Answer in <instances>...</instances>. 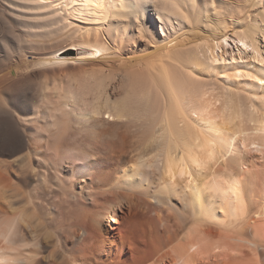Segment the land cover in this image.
<instances>
[{"label":"bare ground","instance_id":"obj_1","mask_svg":"<svg viewBox=\"0 0 264 264\" xmlns=\"http://www.w3.org/2000/svg\"><path fill=\"white\" fill-rule=\"evenodd\" d=\"M236 11L0 0V264H264L260 28L169 46Z\"/></svg>","mask_w":264,"mask_h":264},{"label":"rangeland","instance_id":"obj_2","mask_svg":"<svg viewBox=\"0 0 264 264\" xmlns=\"http://www.w3.org/2000/svg\"><path fill=\"white\" fill-rule=\"evenodd\" d=\"M227 2L229 3H234V5H236L237 7V11H236V15H232V19H234L235 21L238 20V22H235L233 24V22H228V30H220V31H211V30H207V29H203L201 27H191V29H185L183 31H181V33L178 34V36H173V38L169 39V41L171 40L172 43L169 45V46H180V45H184V44H187V43H190V42H193L194 40L198 39L199 37H203L205 39H211L212 38H216V42H220V45H221V49H217V52L218 53H223L224 51V55L227 59H231V57H235L237 58V54H239V50L241 48V44L240 42L238 41V34L241 29H242V22H246V20L248 21V23L250 24H254V25H258L259 28H260V32L257 34V46L259 47V50H260V53L262 55V58L264 59V19L262 18V14H264V0L261 2V4L259 5V8L260 10L258 9H255L252 7H254V5L256 3H258V1L256 0H226ZM244 1V2H242ZM252 1V2H251ZM254 1V2H253ZM250 2V4L248 3ZM256 2V3H255ZM244 3V4H243ZM252 3V4H251ZM255 3V4H254ZM240 4V5H239ZM248 4V5H247ZM246 7H244V6ZM251 7H250V6ZM263 5V6H262ZM242 6V8H241ZM262 6V7H260ZM244 12H242L243 10ZM247 8V9H246ZM250 10H249V9ZM253 11H252V10ZM263 9V10H262ZM242 12V13H240ZM239 14V15H238ZM250 14V15H249ZM238 17V18H237ZM249 17V19H248ZM231 18V17H230ZM240 19V20H239ZM246 19V20H245ZM244 20V21H243ZM252 20V21H251ZM240 21V22H239ZM236 23H239V24H236ZM256 23V24H255ZM241 24V25H240ZM240 27V28H239ZM197 30V32L194 31ZM187 30V31H186ZM192 33H189L190 31ZM204 30H205V33H204ZM185 31V32H184ZM200 31V32H199ZM222 31H223V34H222ZM195 32V33H194ZM203 32V33H202ZM213 32V33H212ZM217 32V33H216ZM199 33V34H198ZM208 33V34H207ZM210 33V34H209ZM214 33L217 34V37L214 36ZM181 34V35H180ZM212 34V35H211ZM226 35V36H225ZM222 36V37H221ZM228 36V37H227ZM176 37V38H175ZM195 37V38H194ZM197 37V38H196ZM221 37V38H220ZM223 38V39H222ZM177 40V41H173V40ZM193 39V40H192ZM225 39V40H224ZM186 40V41H185ZM136 45L135 46H130L128 45V47H126L124 49V52H126L125 56H137L138 54H145V51L146 48H150L151 50L155 49L156 46L152 43H149L148 44V40L147 39H144V38H141V40L138 38V40L136 41ZM185 42V43H184ZM209 42V41H208ZM138 44V45H137ZM164 45V43L162 44ZM137 46V47H136ZM143 46V47H142ZM134 47V48H133ZM141 47V48H140ZM154 47V48H152ZM137 48V52L136 53H133V49ZM194 46L190 44V46L186 47V49H193ZM139 49V50H138ZM143 49V50H142ZM180 49V48H179ZM185 48L181 49V50H186ZM128 51V52H127ZM130 51V52H129ZM250 51V50H249ZM134 54V55H133ZM128 56V57H129ZM30 60L32 58H29ZM229 61V60H228ZM39 66H37L36 68H38ZM211 81L214 83L216 82L215 78H214V81H213V78H211ZM257 148V150H256ZM256 148H254V146L252 148L249 147V151L247 152V155L248 157L250 158V160H252L254 162V167H256L257 165V169L258 170H264V149L263 148H259L256 146ZM263 149V150H262ZM259 150V151H258ZM251 153V154H250Z\"/></svg>","mask_w":264,"mask_h":264},{"label":"snow or ice","instance_id":"obj_3","mask_svg":"<svg viewBox=\"0 0 264 264\" xmlns=\"http://www.w3.org/2000/svg\"><path fill=\"white\" fill-rule=\"evenodd\" d=\"M251 78L254 79V77ZM259 83L264 84V80L259 81Z\"/></svg>","mask_w":264,"mask_h":264}]
</instances>
